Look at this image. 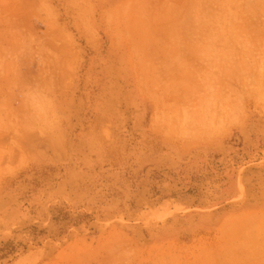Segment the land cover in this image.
I'll use <instances>...</instances> for the list:
<instances>
[{
	"label": "rangeland",
	"instance_id": "1",
	"mask_svg": "<svg viewBox=\"0 0 264 264\" xmlns=\"http://www.w3.org/2000/svg\"><path fill=\"white\" fill-rule=\"evenodd\" d=\"M259 211L264 0H0V264H212Z\"/></svg>",
	"mask_w": 264,
	"mask_h": 264
},
{
	"label": "crops",
	"instance_id": "2",
	"mask_svg": "<svg viewBox=\"0 0 264 264\" xmlns=\"http://www.w3.org/2000/svg\"><path fill=\"white\" fill-rule=\"evenodd\" d=\"M162 2L155 0V6ZM241 215L217 227L210 243L212 264H264V211Z\"/></svg>",
	"mask_w": 264,
	"mask_h": 264
}]
</instances>
